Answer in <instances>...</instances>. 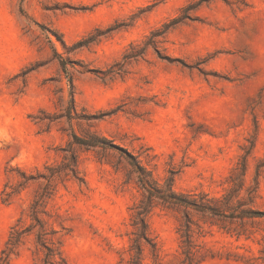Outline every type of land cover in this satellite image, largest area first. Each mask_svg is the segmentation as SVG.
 Instances as JSON below:
<instances>
[{
    "label": "rangeland",
    "instance_id": "obj_1",
    "mask_svg": "<svg viewBox=\"0 0 264 264\" xmlns=\"http://www.w3.org/2000/svg\"><path fill=\"white\" fill-rule=\"evenodd\" d=\"M200 0H0V196L20 173L34 175L61 161L69 126L47 130L34 117L59 115L68 99L59 58L69 63L78 112L77 135L96 132L111 147L79 149L84 183L59 186L49 207L60 215L69 264H122L132 238L131 208L143 195L128 155L163 186L218 198L241 148L254 139L246 181L264 159V0H203L194 20L171 28L159 45L116 69L130 46ZM86 70H95L89 73ZM63 101V103H62ZM37 183L10 204L0 197V253L11 226L28 208ZM256 204L264 209V174ZM181 212L157 206L149 228L163 264H178ZM199 243L213 256L204 264H246L257 256L263 226L248 240L207 221ZM56 228L58 225L56 224ZM26 240L8 264H41ZM143 264H151L145 256Z\"/></svg>",
    "mask_w": 264,
    "mask_h": 264
},
{
    "label": "trees",
    "instance_id": "obj_2",
    "mask_svg": "<svg viewBox=\"0 0 264 264\" xmlns=\"http://www.w3.org/2000/svg\"><path fill=\"white\" fill-rule=\"evenodd\" d=\"M203 0L189 5L181 14L169 23L162 25L160 29L152 31L145 38L143 47L130 46L122 57V61L116 64V69L102 72L104 78L123 72L125 66L132 61L141 58L147 48L153 49L160 59L162 58L159 45L164 41V36L169 29L183 23L185 20H194L187 11H194L200 7ZM59 66L67 82L68 99L63 103L59 115H49L44 111L34 117L38 124H42L48 130L57 119H65L69 126L70 142L62 149L64 155L61 161L52 165H46L42 171L34 175L20 173V181L14 187L4 186L1 192V202L10 204L29 183H37L32 200L21 216L11 226L4 249L0 253V264H8L10 258L15 256L24 246L26 240H32L35 251L41 256V264H69L63 253L62 222L58 221L60 215L49 207L57 193L59 186L74 180L80 183L83 178L79 172V155L76 147L89 150L93 148L111 147L122 151L118 146L111 144L107 139L96 132H86L84 136L77 135L73 128V121H90L94 116H88L78 112L74 103V87L71 74L68 71L69 63L59 58ZM89 73H97L95 70H86ZM243 146V154L238 158L227 178L228 188L218 197H211L203 191L176 192L172 188L173 178L170 176L161 186L150 173L141 166L131 155H128V164L136 175L137 183L143 192L142 198L131 208L132 233L128 247V258L122 264H143L145 256H149L151 264H163L160 251L152 238L149 228V217L157 206L168 210L181 212L177 219V234L179 236V261L178 264H204L213 256L206 253L199 243V238L204 233V225L209 221L221 231L234 235L237 239L243 237L251 239L255 234V226H263V235L257 241L259 251L257 256H251L246 264H264V209L257 206L258 188L264 174V159L258 160L254 166L251 183L248 185L246 174L248 160L255 146L254 139ZM56 224L58 228H56Z\"/></svg>",
    "mask_w": 264,
    "mask_h": 264
}]
</instances>
